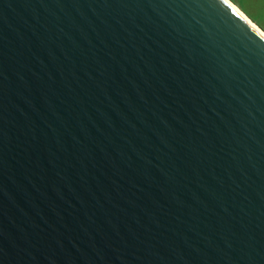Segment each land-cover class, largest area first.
I'll use <instances>...</instances> for the list:
<instances>
[{"label":"water","instance_id":"obj_1","mask_svg":"<svg viewBox=\"0 0 264 264\" xmlns=\"http://www.w3.org/2000/svg\"><path fill=\"white\" fill-rule=\"evenodd\" d=\"M0 264H264V36L227 0H0Z\"/></svg>","mask_w":264,"mask_h":264},{"label":"rangeland","instance_id":"obj_2","mask_svg":"<svg viewBox=\"0 0 264 264\" xmlns=\"http://www.w3.org/2000/svg\"><path fill=\"white\" fill-rule=\"evenodd\" d=\"M264 31V0H231Z\"/></svg>","mask_w":264,"mask_h":264},{"label":"bare ground","instance_id":"obj_3","mask_svg":"<svg viewBox=\"0 0 264 264\" xmlns=\"http://www.w3.org/2000/svg\"><path fill=\"white\" fill-rule=\"evenodd\" d=\"M231 6L247 21L249 22L254 28H256L263 36L264 31L260 28L256 23H254L238 6H236L231 0H227Z\"/></svg>","mask_w":264,"mask_h":264}]
</instances>
